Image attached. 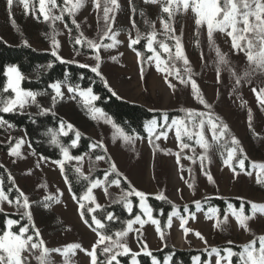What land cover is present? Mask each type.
<instances>
[{"label":"rangeland","instance_id":"374dc122","mask_svg":"<svg viewBox=\"0 0 264 264\" xmlns=\"http://www.w3.org/2000/svg\"><path fill=\"white\" fill-rule=\"evenodd\" d=\"M106 2L100 0L98 9L94 0H81V6L70 14L64 0H61V4L56 0L57 6L46 5L45 10L50 17L46 20L39 12V0H28L27 9L23 0H13L11 8L7 0H0V38L11 46L24 44L39 52H55L54 56L65 63L88 69L99 64V76L116 97L142 105L152 112H181L182 119L173 121L184 120L194 134L189 137L182 132L181 138L177 139L176 125L173 121L168 123L164 117L161 122L153 120L155 124L153 121L147 124L149 139L130 137L102 111H94L95 100L89 103L86 97L80 95L86 91H70L65 84H58L62 93L60 96H57L53 87L49 93L26 91L21 87L23 77L19 83L20 89L34 93L35 100L26 98L24 106L14 111L28 114L41 110L56 114L64 122L63 134L74 131L79 136L95 140L109 154L112 165L115 164L114 171L125 179L131 191L134 189L146 194L143 203L147 208L150 209L147 199L152 197L168 200L185 209L184 213L176 210L168 221L172 246L180 250H210L207 264H216L219 257L212 249H219L220 256H225L224 250L228 249L225 246L234 245L242 249L243 245L264 236V213L257 211L253 215L251 208L252 203L264 205V172L254 167L264 164V106L253 91L264 88V69L248 61L244 50L235 49L227 32L216 30L210 39L207 26L196 25V17L191 9L175 12L169 17L168 13L162 11L166 0H158L157 3L117 0L118 6L107 3L112 10L106 23L103 19ZM67 7L71 8L72 5ZM64 14L75 21L78 30L76 39L82 40L81 44H77L79 50L72 47V36L65 24ZM55 16H61V19L51 18ZM164 22H168L174 31H166ZM153 32L156 33L152 45L155 51L147 45L152 56L146 63L144 73L133 49L135 44L131 41L138 36L147 40ZM112 36L114 40L109 38ZM176 37L180 38L187 64L183 57L175 55ZM88 40L102 45L98 52L88 46ZM161 43L167 44L170 51L165 52L160 47ZM157 54L163 70L157 69ZM221 56L226 62H221ZM192 81H195L199 95L210 107L197 99ZM73 92L84 110L74 100ZM190 111L196 115L190 117ZM199 113L205 115L202 117ZM209 114L221 127L227 125V131L219 139L213 137L211 126L207 123ZM201 119L205 120L203 134L207 149L198 143L199 136L196 133L201 130L192 126L193 122L198 124ZM68 125L72 126L71 129ZM0 130V164L10 172L15 187L27 196L30 205L29 208L23 207L22 197L19 205L8 203L7 200L0 202V209L7 214L20 212L34 225V242L42 239L44 246L49 249L45 264H91V257L87 253L97 245L99 236L84 222L81 206L71 194L61 164L36 155L29 147L23 131H17L7 123L0 124ZM15 137L17 142L11 145ZM233 138L239 141L238 145L232 143ZM183 139L188 140V143H184ZM18 142H21L19 154H10ZM182 144L188 147H181ZM233 148L236 149L233 158L226 164ZM238 152L241 157L237 159ZM201 157L204 159L201 160ZM241 160L244 161L243 168L240 166ZM71 161L76 162L81 174L88 176L91 173V162L87 156L80 160L65 159L63 156L61 162L64 165ZM97 164L101 169H107L104 159H98ZM206 173L211 175L214 182L209 181ZM258 177L260 183L257 182ZM105 189V182L101 181L98 187L92 188L91 196L94 199L84 201L91 204L94 210L101 209L109 202ZM110 191L125 202L129 212L132 210V206L129 210L128 205H131L129 198L134 194L127 195L117 183L110 187ZM161 194L165 199L158 198ZM137 198L142 212L140 217L145 223L133 224V230L128 231L122 242L132 253L139 255L144 251H160L163 241L157 230L158 225L151 223L141 207L140 198ZM209 199H236L248 203L249 213L241 208L244 215L252 216L247 221V230L239 225L233 214V210L239 212L241 209L229 206L225 214L227 221L224 222L225 216L220 217L217 208H204ZM191 205L195 208L194 212L189 210ZM217 220L221 221L220 227L216 226ZM185 228L190 231L186 233ZM36 230L39 232L38 237L35 235ZM197 232L203 239L196 235ZM138 238L142 246H147L146 249L138 244ZM108 243L106 241L96 248L103 250ZM72 244L81 247L70 251L65 257L64 250ZM41 253L42 249H34L23 253V256L28 264H40L37 257ZM107 255L110 257L111 254ZM137 256L133 260L139 264ZM166 264H169L168 260ZM193 264H200V259L196 258ZM221 264H226V261L221 260Z\"/></svg>","mask_w":264,"mask_h":264},{"label":"trees","instance_id":"16d2710c","mask_svg":"<svg viewBox=\"0 0 264 264\" xmlns=\"http://www.w3.org/2000/svg\"><path fill=\"white\" fill-rule=\"evenodd\" d=\"M61 4V0H59ZM65 24L72 36L71 43L75 50H79L76 44V37L78 30L71 17L64 14ZM134 51L138 55L141 70L145 73L147 61L152 56L147 50V40L139 38L137 44L134 45ZM158 49V48H157ZM9 67H16L23 77L21 87L23 90L32 92H46L52 90L54 84H65L71 89H79L81 91L92 90L93 95L98 97L95 100L94 107L100 109L107 115L112 122L127 136L139 137L142 139H149L147 132V124L153 120L162 121L165 117L168 123L174 119H182L183 114L177 111H170L166 113L152 112L146 107L121 100L116 97L107 87L105 81L98 74L91 69L81 67L77 64L65 63L56 58L49 52H39L27 45L11 46L5 43L0 38V98L7 100L14 98V93L11 90L4 91L8 83L7 69ZM74 100L79 107L84 110L80 104L78 96L75 92L72 93ZM2 107V105H0ZM0 117L3 118L7 124L11 125L17 131L24 132L27 142L31 150L38 156L52 162H61L63 160V149H67L71 157L87 156L91 162L92 171L88 176L80 173L76 162L71 161L63 165V175L71 194L76 203L81 206L80 212L83 213V220L88 221L86 225L91 230L96 229L95 232L104 236H111L116 240V233L126 231L129 221L135 220L137 216H142L139 208V199L135 196L129 198L132 210L129 212L123 200L118 199L111 191L110 187L119 181L121 190L125 193L131 192L130 185L125 179L116 171L112 169V161L106 150L99 145L92 138L80 135L77 136L74 131H69L67 134L62 133L61 125L63 120L52 113H45L38 110L35 113L23 114L18 111L2 112ZM2 130H0V133ZM76 142V145L73 144ZM17 142V138H13L11 145ZM184 143L188 140L183 139ZM8 150V148H6ZM97 157H103L107 164V169H101L97 164ZM241 153L238 152V158ZM0 180L2 188L8 199L15 203L19 197H22L20 192L15 187L12 176L0 164ZM96 181H104L109 202L101 209L89 211L93 209L91 204L84 201V196L88 193V189ZM148 205L151 209L152 216L158 221L159 234L163 233V248L160 251L152 252L151 256L140 254L136 257L139 264H153L155 258L159 264H193L196 258L200 259V264H207L209 260L210 250H180L172 246L168 231V221L171 215L178 210L184 213L183 207H177L168 200H159L156 198H148ZM229 206L236 209L243 208L246 213L250 212V205L236 199H209L204 204L205 209L217 208L220 217H224ZM190 212H194V206H189ZM112 216V219H108ZM93 217L100 220L104 227L97 228ZM16 220L18 223L12 228V231H18L21 226L29 228L28 235H34L33 226L22 214H7L0 211V234L8 229L7 221ZM138 244L142 246L140 238L137 240ZM232 249L233 252H240L242 249L238 246H225ZM97 264H106L109 256L103 252L102 249L96 248ZM133 257L131 254L126 256H119L117 260L119 264H131ZM113 264H116L114 261ZM232 264H238V257H232Z\"/></svg>","mask_w":264,"mask_h":264},{"label":"snow or ice","instance_id":"6c2138e0","mask_svg":"<svg viewBox=\"0 0 264 264\" xmlns=\"http://www.w3.org/2000/svg\"><path fill=\"white\" fill-rule=\"evenodd\" d=\"M7 2L9 8H11L13 0H7ZM94 2L96 4V7L99 9L100 0H94ZM109 2L111 5L118 6L117 0H107L106 5L103 9V19L106 23L109 22V12L112 10L110 7L107 6V3ZM146 2L157 3L158 0H146ZM23 3L24 7L27 9L28 0H23ZM64 3L66 10L70 14L74 9L81 6V0H76L75 3H73V0H64ZM47 4H51L53 7L57 6L56 0H39V12L44 15V18L46 20L50 18L48 11L45 10ZM69 4L72 5L71 8L67 7V5ZM189 9H191V11L195 14V23L197 26H207L208 36L210 39L212 38L213 32L216 30L227 32V34L232 38V46L237 50H244L246 52L248 61L252 62L257 68L264 69V0H166V3L162 7V11L168 13L169 17H171L175 12H187ZM51 18L59 20L61 19V16H55ZM73 23H75V21H73ZM164 28L166 31L169 32L174 31V29L170 27L168 22H164ZM108 31H111L110 27L108 28ZM82 35L83 34H81V36ZM105 36H107V32L105 33ZM109 38L113 40L115 39L114 36ZM155 39V32H153L151 36L147 38L148 48L152 51H155V49H153L152 47ZM175 40V55L176 57H183L184 63L187 64L188 60L186 57H184L180 38L176 37ZM138 41L139 36L136 39H133L131 43L136 44L138 43ZM75 42L76 44H81L82 40L80 38H77ZM87 44L90 48L95 49L97 52L102 46L101 44H98L91 40H88ZM107 46L111 47V45ZM160 47L163 48L165 52L170 51L167 44L161 43ZM53 55H56V53L54 52ZM96 59L98 61L100 60L99 55L96 56ZM156 60L157 69L163 70L160 68L161 60L159 54H157ZM221 62H226L223 56H221ZM91 70L99 75V64H97L95 67H92ZM7 75L9 79L7 87L4 89V91L11 89L15 93V96L14 98H10L7 100L0 98V105H2V107H0V111L5 113L14 111L17 107L22 108L27 102L26 98L30 97L33 101L35 100L34 93L26 92L20 89L19 83L22 79V76L16 67H9L7 69ZM245 75H248V73H245ZM181 82L183 83L185 81L181 80ZM237 83H239V79L237 80ZM52 87L55 89L57 96L62 95L60 86L58 84H54ZM192 88L194 93H196L197 99H199L200 103L205 104L206 107H210V105H207L206 101L199 95V89L195 81H192ZM69 90L73 91V89L71 88ZM253 91L256 92L257 99L259 100L261 105L264 106V88H261L259 91L253 89ZM80 95L86 97L89 103L98 99V97L92 94L91 89H88L86 92H81ZM53 100L55 101V97L53 98ZM94 111L100 112L101 110L94 109ZM193 115L196 114L190 111L189 116L191 117ZM198 115L203 117L205 114L199 113ZM4 123L7 122L4 121L2 117H0V124ZM173 123L176 125L177 139L181 138L182 132L188 135L189 137L194 134L192 131L189 130V126L185 123L184 120H176L173 121ZM207 123L211 126L212 135L215 139H219L225 134V131H227V125H223L221 127L211 118L210 114L208 116ZM153 124H155V121H153ZM192 126L201 130L199 133H196L199 136L198 143H200L205 149H207L208 144L203 134L205 120L201 119L198 124L193 122ZM71 127V125H68L69 129H71ZM61 128H63V125H61ZM218 128L220 129L219 132L217 131ZM76 135L77 137H79L78 132L76 133ZM20 143L21 142L17 143L16 147L11 150L10 154H19L18 149L20 147ZM232 143L238 145L239 141L233 138ZM73 144H75V141H73ZM181 147H188V145L182 144ZM235 151L236 149L233 148L232 151L229 152L228 160L225 161L226 164L232 160ZM63 153L65 159H82V157H70L67 149H63ZM97 159H103V157H97ZM203 159L204 157H201V160ZM58 163L61 164V169L63 170V163ZM240 166L241 168L244 167L243 160L240 161ZM254 167H258L261 172H264V164L254 165ZM112 168L113 170H115V164L112 165ZM206 175L208 176L209 181H213V178L210 174L206 173ZM257 182H261V179L259 177ZM115 183L118 184L119 181H115ZM99 184L100 181L94 182L91 188L88 189V195H86L84 199H94V197L91 196V191L92 188L98 187ZM133 194L140 198L141 207L144 208V211L148 215V219L151 221V223L158 225V221L152 218L151 210L147 208V206L143 203L146 200V194L140 191H136L134 189L131 192L127 193V195L129 196ZM20 196L23 197V207L29 208L30 205L27 196H24L23 193H20ZM158 198L165 199L162 194ZM5 200H7L8 203H13V201L8 200V197L5 195L2 188H0V202H3ZM20 202V198L18 197L15 203L19 205ZM128 206L129 210H131V205L129 204ZM83 207L84 205L81 204V208ZM96 207H99V205H96ZM251 208L253 211V215L257 211L264 213V205L252 203ZM0 211H2V209H0ZM89 211H94V209H89ZM233 214L235 215L239 225L247 230V221L252 219V216L244 215L243 209H241L239 212L233 210ZM28 215L30 219V213ZM81 215L83 216V213H81ZM108 219H112V216H109ZM93 221L97 228L104 227L103 223L100 220L95 219V217H93ZM226 221L227 216L224 217V222ZM184 222L187 223V221ZM17 223L18 221L9 219L7 221L8 229L3 231L2 234H0V264H28L27 260L23 256V253L30 252L34 249H42V253L39 257H37V259L40 261V264H45V258L47 253L49 252V249L44 246L43 240L41 239L38 242H34V237L32 235H28L29 228L27 226H21L18 231H12V226L16 225ZM85 223H88V221H85ZM135 223H140L141 225H143L145 221L142 220L139 216H137L135 220L129 221L127 225V231L117 232L115 234L117 237L116 240H113L111 236H104L98 233L99 240L97 241V245H94L92 251L87 253L91 257V264H97L96 247L99 244H104L106 241L109 243L108 246H105L103 248V252L105 254H111L109 259L106 261V264H113L114 261L116 262V264H119L117 257L120 255L131 254L133 257L139 255V253H132V250L125 243L122 242V238L127 235L128 231L133 230L132 226ZM216 226L220 227L221 221L217 220ZM89 227H91V225H89ZM157 230L159 231V228ZM93 231H96V229H93ZM188 231H190V229L185 228V232L187 233ZM35 235L37 237L39 236L38 230H36ZM196 235L203 239L199 232H197ZM161 238H163L162 232ZM257 244L259 245L258 247ZM80 247L81 246L79 244L69 245L64 250L63 254L65 255V257H67L70 251L78 249ZM143 248L146 249L147 246L144 245ZM54 251L60 250L55 249ZM224 251L226 252V255L220 256L219 249H212V252L216 253L219 257L217 259L216 264H221V260L226 261V264H232L231 258L233 256L238 257V264H264V236H260L257 239L250 241L248 244L243 245L242 250L240 252H233L232 249H225ZM143 254L148 256L152 255L150 251H144ZM133 264H137V262L133 260ZM153 264H159V262L155 258H153Z\"/></svg>","mask_w":264,"mask_h":264}]
</instances>
